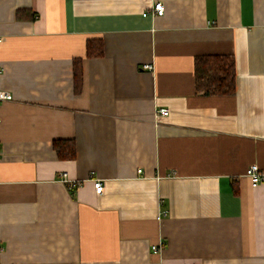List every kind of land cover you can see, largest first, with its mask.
I'll return each instance as SVG.
<instances>
[{"label": "crops", "instance_id": "1", "mask_svg": "<svg viewBox=\"0 0 264 264\" xmlns=\"http://www.w3.org/2000/svg\"><path fill=\"white\" fill-rule=\"evenodd\" d=\"M0 35V264H264V0H0Z\"/></svg>", "mask_w": 264, "mask_h": 264}, {"label": "trees", "instance_id": "2", "mask_svg": "<svg viewBox=\"0 0 264 264\" xmlns=\"http://www.w3.org/2000/svg\"><path fill=\"white\" fill-rule=\"evenodd\" d=\"M90 56H102L101 41L88 42ZM236 61L232 55H200L195 59V79L197 91L207 95H232L235 92ZM78 61L74 63L75 89L80 92L83 74ZM54 147L60 158L74 159L76 149L73 140H56Z\"/></svg>", "mask_w": 264, "mask_h": 264}, {"label": "built area", "instance_id": "3", "mask_svg": "<svg viewBox=\"0 0 264 264\" xmlns=\"http://www.w3.org/2000/svg\"><path fill=\"white\" fill-rule=\"evenodd\" d=\"M164 12H165L164 5H163L162 2L159 1V2H156L153 5V7H152L150 12L144 13V16H147V15L162 16L164 14ZM2 42H3V37L0 35V44ZM143 68L152 71L154 69V65L153 64H145V65H143ZM0 70H1V67H0ZM11 99H13V95H12V93L10 91L0 89V102L1 101H5V100H11ZM168 114H169V109L161 107V108H159L156 111V118H157V120H159L161 117L167 116ZM245 176H247L250 179L251 184L254 187L259 186L260 184L264 183V171L256 163L250 165L247 168V170L245 172ZM62 177L65 180H68L66 173H63ZM93 182H94V187H95L96 192L98 194H101L103 192V190H104V181L98 179V180H95ZM75 184L76 183H74V184L72 183V184H69V185H70L71 188H73V186H75ZM159 248L160 247H158V246H154L153 249L158 250ZM2 252H3V249H2V247L0 245V254Z\"/></svg>", "mask_w": 264, "mask_h": 264}]
</instances>
